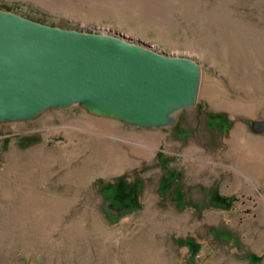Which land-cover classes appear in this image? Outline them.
Masks as SVG:
<instances>
[{
  "label": "rangeland",
  "instance_id": "1",
  "mask_svg": "<svg viewBox=\"0 0 264 264\" xmlns=\"http://www.w3.org/2000/svg\"><path fill=\"white\" fill-rule=\"evenodd\" d=\"M0 8L122 35L203 67L198 102L171 127H135L78 104L0 124V264H264V0H0ZM223 97L242 104L222 107ZM238 123L247 135L233 158ZM119 136L158 148L129 163L114 147L107 169L93 167ZM201 154L214 161L200 168Z\"/></svg>",
  "mask_w": 264,
  "mask_h": 264
},
{
  "label": "water",
  "instance_id": "2",
  "mask_svg": "<svg viewBox=\"0 0 264 264\" xmlns=\"http://www.w3.org/2000/svg\"><path fill=\"white\" fill-rule=\"evenodd\" d=\"M202 76L195 59L0 8V124L78 104L135 127H171L198 102Z\"/></svg>",
  "mask_w": 264,
  "mask_h": 264
},
{
  "label": "bare ground",
  "instance_id": "3",
  "mask_svg": "<svg viewBox=\"0 0 264 264\" xmlns=\"http://www.w3.org/2000/svg\"><path fill=\"white\" fill-rule=\"evenodd\" d=\"M226 99H227L226 97H223V101H224L225 105H222V107H228V108H231L233 110L234 108L232 105H241L242 104V101L239 99L235 100L233 102L229 101L228 99L226 100ZM234 111H236V110H234ZM234 111H233V114L236 113ZM104 121L107 122V120H105V119H104ZM59 129H57V130H59ZM246 135H247V132H246L245 125L243 123H238L232 131V138L228 142L229 147H228V150L226 152V154L228 156L233 157V158H240L243 155V150L238 148L235 141L238 140V138L245 137ZM124 143H125V145H124ZM255 143L257 144V143H261V142L257 141ZM126 144H127V146H126ZM114 147H118L117 149L120 152H122V154L126 158H128V162L130 160H132V161L134 160L132 158V156H130L131 154H136V155L140 156V155L147 153L148 157H149V156H153L156 153V150L158 148L157 146H153L152 149L145 148L143 142L140 140H137L133 137L119 136L118 138L116 137V139H114V140H107V143H105L103 145V150L99 154V156L96 157L95 155H93L94 157L90 159V164H92L93 167L98 165L100 167L103 166L104 168L107 169L108 166L110 165V161H111L110 156H112V154L117 151L116 148H114ZM147 149H148V151H147ZM196 159H198L199 161H202L201 163H199L200 168L206 167L209 163L214 161V158L211 155H206V154L198 155ZM132 161H130V162H132ZM73 173L75 175L77 182L81 183L83 181V179L80 175V172L79 171H73ZM234 179H235V181L236 180L238 181V180H240V177L236 174Z\"/></svg>",
  "mask_w": 264,
  "mask_h": 264
},
{
  "label": "trees",
  "instance_id": "4",
  "mask_svg": "<svg viewBox=\"0 0 264 264\" xmlns=\"http://www.w3.org/2000/svg\"><path fill=\"white\" fill-rule=\"evenodd\" d=\"M223 199H226L225 197H223V196H220V199L219 200H222L223 201Z\"/></svg>",
  "mask_w": 264,
  "mask_h": 264
}]
</instances>
